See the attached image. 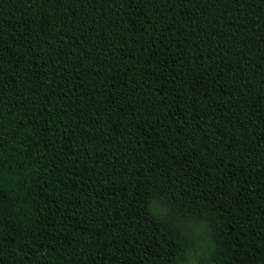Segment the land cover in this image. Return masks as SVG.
Returning a JSON list of instances; mask_svg holds the SVG:
<instances>
[{
  "label": "trees",
  "instance_id": "16d2710c",
  "mask_svg": "<svg viewBox=\"0 0 264 264\" xmlns=\"http://www.w3.org/2000/svg\"><path fill=\"white\" fill-rule=\"evenodd\" d=\"M195 256L264 264V0H0V264Z\"/></svg>",
  "mask_w": 264,
  "mask_h": 264
},
{
  "label": "rangeland",
  "instance_id": "374dc122",
  "mask_svg": "<svg viewBox=\"0 0 264 264\" xmlns=\"http://www.w3.org/2000/svg\"><path fill=\"white\" fill-rule=\"evenodd\" d=\"M198 231L202 232V228L199 227ZM199 246L202 247L203 246V240L202 238H199V242H198ZM191 264H201L199 259L195 256L192 260H191Z\"/></svg>",
  "mask_w": 264,
  "mask_h": 264
},
{
  "label": "clouds",
  "instance_id": "9594fccd",
  "mask_svg": "<svg viewBox=\"0 0 264 264\" xmlns=\"http://www.w3.org/2000/svg\"><path fill=\"white\" fill-rule=\"evenodd\" d=\"M212 251H213V248H212L211 245H209L208 248H207V250H206V253L205 254L210 255L212 253Z\"/></svg>",
  "mask_w": 264,
  "mask_h": 264
}]
</instances>
